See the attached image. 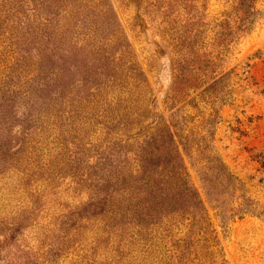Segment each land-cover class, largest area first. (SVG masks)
<instances>
[{"label": "rangeland", "instance_id": "1", "mask_svg": "<svg viewBox=\"0 0 264 264\" xmlns=\"http://www.w3.org/2000/svg\"><path fill=\"white\" fill-rule=\"evenodd\" d=\"M103 3L119 38L89 37L92 52L76 67L64 56L67 43L58 47L51 66L60 91L48 93L56 119L35 122L38 103L0 94V264H264V0L247 1L244 14L238 0ZM78 37L76 49L87 44ZM81 67L93 85L114 80L118 89L100 104L80 102ZM137 97L143 120L178 121L186 178L202 203L178 196L149 218L120 217L115 228L89 203L103 196L96 185L107 177L106 156L135 150L128 136L140 125L123 106ZM211 160L237 187L214 182L205 171Z\"/></svg>", "mask_w": 264, "mask_h": 264}, {"label": "trees", "instance_id": "2", "mask_svg": "<svg viewBox=\"0 0 264 264\" xmlns=\"http://www.w3.org/2000/svg\"><path fill=\"white\" fill-rule=\"evenodd\" d=\"M247 1L251 4L254 0ZM247 1L238 0L237 8L241 14L246 12ZM61 12L63 19L57 18ZM77 16L86 17L78 20ZM111 18L109 8L105 6L103 0H0V94L3 93L1 99L4 94L8 95L6 100H14L18 94H23L33 103H38L35 109V122L48 117L56 119V97H51L48 93L56 96L60 91V88L57 90L58 70L51 66L57 60L58 47L62 49L61 44L67 43L64 56L72 61L69 67H76V64H72L73 61L76 63L77 59L83 63L87 59L84 54L92 52L89 37L105 33L113 38H119ZM101 19L106 26L103 27ZM72 22H75L73 27L77 31L69 35ZM246 25L249 27V24L244 23V27ZM101 28H104L103 32H100ZM81 34L86 36L87 44H80L76 49L79 43L84 42L78 37ZM74 48L76 50L73 52ZM76 72L79 76L77 81L82 88L79 94L80 102L86 101L90 96L94 97L90 102L100 104V97H103L104 92L118 89L114 80L112 85L101 88L93 85L94 78L86 68L81 67ZM96 73L99 76L104 75L102 71ZM136 73L141 75L139 71ZM7 78L8 82L5 81ZM139 81L141 84L138 90L141 92L146 84L143 78ZM61 86L63 90L66 89L67 95H70L66 84L63 83ZM127 99L123 110L131 111L130 123L140 125L139 130L132 133L133 136H128L134 140L135 150L120 148L106 156L104 164L107 162L109 165L106 169L107 177H101L98 181L100 184L96 185L103 196L95 194L98 197L91 198L90 205L88 204L90 208L100 207L107 211L109 214L107 224L115 228L118 227L117 221L120 217L131 212H140L143 218H149L156 215L158 208L160 211L167 210L171 201H182L183 199L178 196L185 197L187 201L188 198H192L202 203L197 189L189 185L186 178L184 138L178 121L143 120L147 112H144L142 107L140 109L142 100L139 97L130 98L129 102ZM106 109H102V112ZM5 159L7 161V158ZM9 159H12L11 156ZM220 163L212 161L205 170L206 173L211 171L215 178L214 182L222 187H237V178L226 170L222 162ZM104 188H107L106 191ZM187 210H190L189 206L183 212Z\"/></svg>", "mask_w": 264, "mask_h": 264}]
</instances>
